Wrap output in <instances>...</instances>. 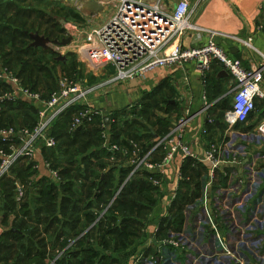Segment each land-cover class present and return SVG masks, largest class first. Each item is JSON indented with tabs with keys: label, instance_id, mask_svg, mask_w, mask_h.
Listing matches in <instances>:
<instances>
[{
	"label": "crops",
	"instance_id": "crops-1",
	"mask_svg": "<svg viewBox=\"0 0 264 264\" xmlns=\"http://www.w3.org/2000/svg\"><path fill=\"white\" fill-rule=\"evenodd\" d=\"M45 1L46 2H44V0H0V4H3L1 9H4V6L7 4L6 7L11 9L13 7L16 10L20 8L23 13L24 11L29 12V10L32 11L34 9L28 6L29 3L40 4L41 2L47 5H54L61 0ZM88 1L90 0H79L80 11L92 17L94 21L92 26L85 27L86 31H89L91 27L102 25L107 17L106 7L103 12L95 16H91L88 12L82 11L81 6ZM94 1L100 3L103 7L105 6V0ZM179 1L181 0H166L168 9L172 10ZM186 1L189 4L190 10L194 11L192 15L195 24L200 28L220 34V37H218L216 41L219 46L227 51L231 58L241 61L245 68L250 67L251 62L260 64V58L264 56V0ZM25 4L26 8H21ZM12 12L16 15L14 11ZM102 13L104 14L102 15ZM20 16H22V14H20ZM17 21L18 19L15 17L11 20V24ZM76 34L78 33L76 32L72 36ZM221 36L251 39V45L257 52L252 53L238 42L232 41L227 37L222 38ZM32 43H30L29 48L37 50L38 53L40 47H32ZM196 44V37L194 34H191L182 40L181 46L185 49L190 46H195ZM1 67L2 66H0V71L3 69ZM90 70L92 71L81 74L83 78L77 79H81L85 84L93 87L109 80L110 75L107 71H102L101 69ZM224 72L225 71L220 66L214 65L203 78L192 65H187L185 67H168L147 74L141 83L111 84L102 89V91H98L94 96H90V107L92 109L104 113L106 118L115 117L116 123L109 126V133L111 143L117 145L119 151L112 153L106 150L109 156L103 157L101 153H98L100 149H103V145L99 148L94 146L85 154L86 160L93 161L97 156L98 160L108 164L107 169L102 173V179L104 175L111 170H115L114 176H121V169L125 170L128 174L109 205L101 212L99 218H97L89 228L84 230L79 237L72 240L71 237H68L67 246L61 249L59 248V243L62 240L60 237L58 238L54 235V237L51 236V240H49L48 237L44 235L42 238H44L45 247L38 248V246H34L29 249V252L33 255L43 254L46 255L47 258L53 257L54 259L52 261L50 260L51 262L49 263L55 264V262L69 249H71L70 252H80L84 250V247H78L77 245V241L83 240L86 249L90 248V250H93L98 255L95 264H133L135 258L140 254H143L146 259L152 257L160 258L159 264H164L162 257L172 253V249L162 245V242L171 234L179 233L183 229L188 231L191 230V232H194L195 238H200L205 244L211 246L212 240L209 236L211 224H206L201 228V226L196 223L195 219H190V217H188V213H191L188 209L196 204L197 201L204 200L206 208L202 206L200 211L210 213L213 216V219L210 218V223L216 224L218 236L225 242L230 250L235 252L238 256H242L249 264H264V259L258 261L259 257H264V142L257 139L255 135V127L264 120V101H258L256 103L255 111L245 124L237 125L232 130H228L225 122V114L231 108L232 96L230 94V89L232 80L226 73V75H224ZM205 78L208 80V83L204 82ZM17 80L20 83V80ZM3 87L6 91H11L14 89V84H12L10 78L5 79L0 81V90H2ZM56 89L57 85L52 92ZM262 89L264 91V79ZM157 90H162V93L167 97H171L169 96L171 94H174L176 97L174 100L165 99L163 104L166 107L162 106L166 114L170 111L172 115L170 119L161 117V119H168L169 121V127L167 128L168 133L176 120L184 114H189V119L183 133V141L194 155V159L185 160L182 153L177 152L174 158H172V161L165 165L162 174H156L155 172L143 168L138 170V172L130 178L132 169L130 160L135 153V156L137 157L138 155V158L147 155V161L151 164H160L170 151V145L165 141H162V146H159V148H154L157 142L161 141L167 135L166 134L162 138L157 135V132L161 133L162 131L161 127L156 122L157 119L154 120L153 126V124L150 125V123L146 121L147 118L143 119L142 115L137 118V112L134 113L133 111L135 108L138 110L140 107L139 105L142 103L151 104L150 102L154 99V93H156ZM47 98H42V100H46ZM23 102L31 104V106L26 107L27 110L24 109V111L31 112H26V114L20 116L26 118H35L37 116L38 120V112L42 106L41 103L30 102L25 99H20L18 103L22 106L21 103ZM0 107L1 116L2 113H6L7 109H4V104L0 105ZM23 107L24 106H22V108ZM174 107L177 113L175 112L176 110H169V108L173 109ZM74 110L76 111V109ZM74 110L73 112L70 111L66 113V115L69 114L71 116L70 121L75 113ZM151 118H154V116ZM134 120L146 127L144 128L146 132L139 128L140 132H138L136 142L133 141V139H127V136L124 134L128 132V130L130 131V127ZM1 121L2 120H0V122ZM57 121L54 123L55 125ZM69 122L65 126V129L53 131V125L51 133L53 137L56 138L55 148L47 150L42 146L38 147L34 160L22 161L14 167L17 168L29 164L32 169L30 178L23 181L14 178L11 173L9 176L5 177L21 183L24 189V196L21 202L28 204L29 210H33V204L31 202L36 200L40 192L50 185L56 188L53 193H59L60 195L61 176H59V171L62 169L61 166L65 165L62 164L53 169L58 173V179H55L45 167V164H57L58 160L59 162H62V160L54 157L48 161V157L51 155H58L59 151L63 152L66 149L73 151V148L70 146L73 140H75L76 143L78 141H94L93 134L99 129V121L96 119L93 124L70 133L68 131ZM14 123V128L16 129L31 128L26 124L23 125L20 119H17ZM0 126L5 127L10 125L0 123ZM144 133H150L152 136L148 142L139 140V137ZM61 134L64 135L61 138H57ZM122 140H125L128 145H131L130 151L126 146L120 145ZM211 143L219 146L222 150L227 148L230 152L228 150V164L222 165L216 171L209 192L207 190V184L210 178V165L205 162L203 158ZM243 150L246 154L241 156L239 152H243ZM53 152L55 154H53ZM78 159L80 160V157H76V160ZM230 161H235V163H230ZM81 165L84 167L85 161L82 162ZM35 166H37V168H34ZM72 168H75V166ZM144 171L152 175H157L152 178V182L153 180L158 181L159 184L156 186L159 194H161L159 204L147 216L146 222L141 229L145 238L136 242L134 246L121 253L104 250L98 244L101 240L100 231H96L94 234L89 231L93 226L98 224L99 219L107 212L108 207L113 204L127 182L132 178L138 177ZM179 176L181 178H179ZM85 177L83 175H78V178H75L74 173H71L70 177L66 178L65 182L73 183V189L76 188L79 193H85L86 188L81 186L83 183H86ZM256 187H258L257 192L254 190ZM256 199H259V201L254 202ZM241 201L244 203V214L238 217L237 222H234L231 211L237 214L234 204L235 202ZM93 205H95V203ZM95 206L97 207V204ZM98 206L101 208V205L98 204ZM228 207H230V209ZM178 208L181 210L183 225H175L170 221L168 224H163ZM255 212H257L256 216ZM7 216L8 215H5L4 212L0 216V241H2V246H5L0 248V255L6 251V247L9 251L17 250L18 252L22 246L26 245V240L21 239L23 237L22 231L25 228L24 225H32V222H36L37 217H39L33 211L30 213V218L28 216L24 217V214L20 213L17 209L15 215L9 219V222ZM6 219L8 222L7 224L4 223ZM22 222H24V224ZM13 235L16 236L15 241L13 240ZM104 256H106L108 260H102ZM3 257L7 258V264L11 263L10 253L6 256H2L0 259L2 260ZM180 258L181 257H178V259ZM173 262L179 264L180 260L175 259ZM169 263L171 264V261L167 262V264ZM0 264L5 263L1 262ZM64 264L70 263L66 260ZM204 264L224 263L219 262L218 258H215Z\"/></svg>",
	"mask_w": 264,
	"mask_h": 264
},
{
	"label": "built area",
	"instance_id": "built-area-1",
	"mask_svg": "<svg viewBox=\"0 0 264 264\" xmlns=\"http://www.w3.org/2000/svg\"><path fill=\"white\" fill-rule=\"evenodd\" d=\"M63 1L76 6L80 11L79 0ZM104 3V8H107L104 23L72 36L71 45L75 46L82 61L90 69L107 71L110 75L109 80L93 87L88 86L81 79L64 78L58 82L57 89L46 100H42L40 95L23 88L6 70L0 71V81L10 78L14 84V89L0 97V105L17 102L20 99L39 102L42 105L34 127L16 129L11 126H0V143L5 146V150L0 151V179L9 176L11 170L20 162L34 160L38 147L42 146L47 150L55 148L56 140L51 129L62 115L73 109L76 111L68 127L70 133L93 124L97 119L103 148L108 152H118L119 148L111 143L109 133V126L116 123L115 117L106 118L104 113L92 109L90 96H94L111 84L141 83L147 74L158 69L192 65L204 78L212 66H220L232 80L231 108L225 114L228 130L245 124L255 111L256 103L264 101L262 89L264 56H261L260 64L251 62L248 68H245L241 61L231 58L216 41L220 34L195 24L192 15L194 11L190 10L186 0L177 2L172 10L168 9L166 0H105ZM81 15L86 25L92 26L94 23L92 17L84 12H81ZM191 34L195 35L197 44L182 48V40ZM221 37L238 42L252 53L257 52L251 45V39ZM65 48L59 49L64 52ZM188 119L189 114L181 116L175 121L169 133L155 145V149L162 146V141L170 145L169 153L160 164L149 163L147 155L142 158H138V155L136 157V153L133 155L130 160L132 167L130 178L143 168L162 174L165 165L172 161L177 152H181L185 160L194 159V155L183 141ZM255 135L257 139L264 142V120L255 127ZM228 150L227 148L222 150L211 143L205 153L203 160L210 165V178L207 184L209 192L216 171L229 162L227 154L230 150L229 152ZM239 153L241 156L246 154L244 150ZM45 167L55 179H58V173L50 164L46 163ZM153 184L159 183L153 180ZM15 189L16 200L20 202L24 196L23 186L15 182ZM254 190L257 192L258 187ZM258 201L259 199H256L254 202ZM243 204V201L235 202L234 208L238 215L231 211L234 222H237L238 217L244 214ZM202 206L206 208L205 201H197L188 209L191 212L188 213V217L195 219L201 228L211 224L209 232L211 246L205 244L202 239L195 238L191 230L183 229L179 233L171 234L162 242V245L172 249V253L162 257L164 264L169 261L171 264H176L173 262L175 259L180 260L179 264H204L215 258L224 264H249L242 256L231 251L218 236L216 224L210 223V218L213 219V216L200 211ZM178 257L181 258L178 259ZM263 259L264 257H259L258 261ZM159 261L160 258L146 259L143 254H140L133 264H159Z\"/></svg>",
	"mask_w": 264,
	"mask_h": 264
},
{
	"label": "trees",
	"instance_id": "trees-1",
	"mask_svg": "<svg viewBox=\"0 0 264 264\" xmlns=\"http://www.w3.org/2000/svg\"><path fill=\"white\" fill-rule=\"evenodd\" d=\"M6 6H4V9H1L3 4H0V64L3 69L7 68L9 65H15L12 66L11 69L20 76L28 71L33 72L35 67L31 62H34V65L37 66L42 61L29 60L30 63H28L20 60V57L31 59L37 55V50L29 48V45L25 43V40L29 38V34L31 33L26 29L28 23L27 21L20 20V17L27 19L30 18V16H27L29 15L27 11L22 13L20 8L16 10L13 7L11 9ZM12 11H14L16 15H14ZM20 14H22V16H20ZM15 17H17L18 21L11 24V20ZM14 59L16 61H13ZM204 82L208 83V80L205 78ZM10 103L9 107L11 111L18 108L17 102ZM21 104L25 108L31 106V104L27 102ZM139 106L138 110H136V108L133 110L134 113L137 112V118L141 115L147 116L148 113L151 114L149 109H152V106H150V104L142 103ZM73 110L71 111L73 112ZM68 115L64 114L60 117L56 125L54 124L53 131L66 128L65 126L68 124L71 117ZM156 122L162 129L161 133L157 132V135L162 138L168 134L167 128L169 127V121L168 119L158 118ZM28 127L32 128L31 125ZM139 128L146 132L144 129L146 127L134 120L130 127V131L128 130V132L124 133L127 139H133V141L136 142L138 132H140ZM63 135L64 134H61L57 138H61ZM93 137L94 141L87 140L85 142L78 141L76 143L75 140H73L70 144L73 151L66 149L63 152L59 151L58 155H51L48 157V161L54 157L62 160V162L58 160L57 164H52V169L62 164L65 165L61 166L62 169L59 171V176H61L60 195L59 193H53L54 189H56L53 185L48 186L40 192L36 200L31 202L33 204V210H29V205L22 203V200L20 202L16 201L17 193L15 181L13 179H0V197L8 201L7 209H11L8 212L16 213L17 209L20 213L24 214V217L28 216L30 218V213L33 211L39 216L36 222L30 221L32 225H28L27 223V225H24L25 228L22 231L23 237L21 239H25L27 244L22 246L18 252L17 250L10 252V264H50L49 262L54 259L53 257H48L50 258L48 259L46 255L43 254L33 255L29 252V249L34 246L44 248L45 243L43 240L44 238H42L44 235L47 236L49 240H51V236L54 237V235L58 238L60 237L62 240L59 243V248H65L68 243V237H71V240L79 237L84 230L89 228L94 221L99 218L101 212L105 210L113 199L128 173L121 169V176H114L115 170H111L104 175L103 179L101 178L108 164L98 160L97 156L93 161L86 160L87 158L85 156L90 148L94 146L99 148L103 144L99 129L93 134ZM150 138H152L150 133H144L139 137V140L148 142ZM120 145L126 146V148H129V151L131 150V145H128L125 140H122ZM0 149H5V146L1 143ZM103 149H100L98 153H101L103 157L109 156V153ZM53 154L55 153L53 152ZM76 157H80V160H76ZM84 161L85 166L82 167L81 164ZM73 166H75V168H72ZM31 173L32 169L29 164L11 170V175L14 178L23 181L30 178ZM71 173H74L75 178H78V175H83L84 177L87 175L85 177L86 183L81 185L83 188H86L85 193H79L76 188L73 189V183L65 182L66 178H69ZM156 176L157 175H152L144 171L138 177L128 181L113 204L108 207L107 212L99 219L98 224L93 226L89 231L93 234L96 231H100L101 240L98 244L104 250L121 253L134 246L136 242L145 238L141 229L146 222L147 216L157 207L160 201L161 194H159L157 186L152 182V178ZM94 203L95 205L97 204V207L93 205ZM98 204L101 205V208ZM169 221L175 225H183V217L180 208H178L176 212H173L163 224H168ZM22 223L24 224V222ZM15 239L16 236L13 235V240L15 241ZM77 245L85 249L80 252H70L71 249H69L55 262V264H64L66 260H68L70 264H95L98 255L93 250H90V248L86 249L83 240L77 241ZM1 247H5L2 246V241H0V248ZM6 251H9L7 247ZM6 259L7 258L4 257L2 260L0 259V263L3 262L7 264ZM104 259L108 260L106 256H104L102 260Z\"/></svg>",
	"mask_w": 264,
	"mask_h": 264
},
{
	"label": "rangeland",
	"instance_id": "rangeland-1",
	"mask_svg": "<svg viewBox=\"0 0 264 264\" xmlns=\"http://www.w3.org/2000/svg\"><path fill=\"white\" fill-rule=\"evenodd\" d=\"M44 2L46 1L44 0ZM28 6L30 8H34L32 11L29 10V12L27 13L29 14L27 16H30V18H21L20 20L27 21L28 25L26 26V29L29 30L31 34H37L44 38L45 42L43 46L39 48V53H37L34 58L26 59L25 57H20V60H23V62L28 63L34 60H41L42 62L37 66L34 65V62H31L35 67V69H33V72H25L20 75V77L15 71L11 69L12 66L15 65H9L5 69L10 75H12V77L19 79L20 85H22L24 88L40 95L42 98H47L52 93L54 87L58 84L60 80L64 78H83V75L81 74H85L87 72L92 71L82 61L80 55L75 49V46L70 45V48H65V51L62 52L59 47L53 44L54 41L60 43L63 40L72 37V35L76 32L80 34L82 32H86L85 27H87V25L81 15V11H79L74 5L66 4L63 0L55 3L54 5H47L40 2V4L29 3ZM24 7L26 8V4L23 5L21 8ZM103 14L104 13H102V15ZM25 43L30 45L32 41L28 38L25 40ZM60 57L64 58V62L58 60V58ZM13 61L16 60L14 59ZM7 92L8 91H6L3 87L2 90H0V97L6 94ZM154 96V99L150 102V106H152V109H149L152 115L148 113L147 116H142L143 119L147 118L146 121H148L150 125L154 122V120L161 117H166L168 119H170V117L172 118L170 111H168V114L164 112L163 107L166 106L163 103L165 99L174 100L176 98L174 94L169 95L171 97H167L164 93H162V90H157V92L154 93ZM18 102L17 106H20ZM10 104V102L4 104V109H7V111L4 114L2 113V115L0 116V120H2L0 122L1 124L6 123L9 124L11 127H14V121L20 119L23 125L26 124L27 126H35L37 116L35 118L22 117L20 115H24L26 114V112L30 113L31 111H24V109L27 110V108H22V106H20L21 108L18 107L17 109L11 111L9 107ZM169 110L174 111L176 110V108H169ZM175 112L177 113V110ZM152 116H154V118H151ZM7 204L8 201L3 200L0 197V216L3 212L6 213V215H8L7 218L9 222V219L14 216L15 213L10 214L11 212H8L11 209H7ZM8 222L7 219L6 222L4 221V223L6 224ZM10 252L11 251L3 252L2 255H0V258L2 256H6Z\"/></svg>",
	"mask_w": 264,
	"mask_h": 264
},
{
	"label": "water",
	"instance_id": "water-1",
	"mask_svg": "<svg viewBox=\"0 0 264 264\" xmlns=\"http://www.w3.org/2000/svg\"><path fill=\"white\" fill-rule=\"evenodd\" d=\"M81 10L88 12L91 16H95V15L103 12L104 7L98 2H96L94 0H90V1L86 2L83 6H81ZM29 38L33 42L31 44L32 47H42L44 42H45L44 38H42L41 36H39L37 34H29ZM71 41H72V38L69 37L60 43H58L57 41H54L53 44L59 48H63V47L69 46ZM58 60L64 61V58L60 57V58H58ZM224 75H226L225 72H224ZM105 123H107V120H105Z\"/></svg>",
	"mask_w": 264,
	"mask_h": 264
}]
</instances>
